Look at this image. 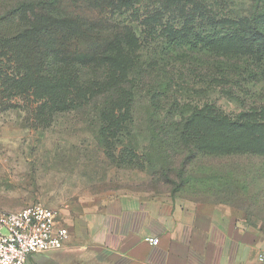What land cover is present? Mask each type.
I'll return each instance as SVG.
<instances>
[{"label":"rangeland","instance_id":"rangeland-1","mask_svg":"<svg viewBox=\"0 0 264 264\" xmlns=\"http://www.w3.org/2000/svg\"><path fill=\"white\" fill-rule=\"evenodd\" d=\"M120 1L0 0V216L41 204L59 212L58 226L72 233L77 226L88 225L96 209L108 201L133 198L149 204L180 202L199 213H215L256 235L251 239L255 248L249 252L250 257L256 264H264V127L230 130L200 121L192 128V140L199 147L183 146L171 132L161 131V138L154 140L150 123L155 122L148 113L152 102L147 97L155 84L166 81L167 112L172 102L181 105L193 101L201 106L214 104L233 119L252 110L261 113L264 70L243 66L228 70L224 78L211 57L206 58L204 68L197 62L184 61L177 51L164 48L169 40L164 38L165 32L155 34L156 18L152 16L161 7L175 8L177 2L130 0L132 7ZM200 1L229 15L252 12L256 5L251 0H196ZM18 7H22L20 13L11 12ZM104 7L118 8L115 24L142 41L134 57L136 67L150 72L136 83L135 91L141 92L136 112L129 131L118 140L122 145H117V151L113 147L116 142L108 136L105 143L97 138L99 101L92 100L89 107H83L100 90L96 84H84L91 73L73 69L78 61L69 62L67 69L57 73V84L36 73L44 65L43 56L49 57L52 52L45 47V40L66 37L73 41L69 42L72 50L79 48V40L96 35L93 30L107 23ZM54 17L65 20L59 22ZM33 27L34 31L25 32ZM179 27L173 29L177 33L171 32V37L188 34ZM81 50L88 54L86 48ZM95 51L92 49L96 63L106 64L114 74L123 76L134 66L124 52L115 59H103ZM197 56L192 55V59ZM19 58L31 63L29 81L48 98L30 101L19 92ZM58 105L64 106L62 112L55 111ZM39 107L41 115L37 114ZM176 119L169 120L166 113L156 117L162 125H175ZM129 145L134 149L126 152L127 160L136 161L134 164L118 167L108 159V154L119 158V150ZM68 219L69 225L65 223ZM75 252L73 264H101L97 251L87 244ZM261 256L263 262L259 261ZM33 261L50 264L54 260L46 254Z\"/></svg>","mask_w":264,"mask_h":264},{"label":"trees","instance_id":"trees-1","mask_svg":"<svg viewBox=\"0 0 264 264\" xmlns=\"http://www.w3.org/2000/svg\"><path fill=\"white\" fill-rule=\"evenodd\" d=\"M172 1L178 3L175 8L167 9L161 7L158 12L152 13L153 18H156V23L154 22L155 34L160 36V34L165 32L164 38L169 40V43H165L164 48L177 51L180 59L188 62H197L201 68H204L203 66L207 64L206 58L211 57L212 60L216 61V70L222 71L224 78H226L224 73L228 70L237 71L242 69L243 66L255 65L264 70V0H251L256 3L255 9L252 12H242L239 15H229L228 12L221 8L208 7L203 1L198 3L196 0ZM120 2H125L127 6H134L130 0H121ZM116 9L118 8L112 7L110 10L109 7H104L102 9L107 23L101 29L95 28L93 30L96 35L84 36V39L79 40L77 43L79 48L72 50L69 42L73 41L68 40L66 37L56 36L54 40H45V47L52 52L49 57L43 56L44 65L36 72L40 78H48L57 84L59 80L57 73L60 70L64 71V69H67L69 62L78 61L77 65L73 66V69L91 73L92 77L84 84H88L86 85L87 87H92L96 84L100 87V90L94 93L91 100L85 103L83 107H89L92 100L99 101L100 104L97 109L98 133L96 135L102 143L108 140L107 136L113 142L115 141L116 143L113 145L114 151H117V145H122L118 140L124 133L129 131L128 126L136 112L135 105L141 94V92L135 91L136 83H139L144 76L150 74L149 71L144 72L141 66L136 67L134 57L140 51L139 47H141L142 41L125 32L126 29L123 26L115 24L114 16L118 13ZM21 11L22 7H18L11 12L18 14ZM108 11L109 17L107 16ZM61 19L64 18L54 17V20L59 22H61ZM176 27L190 34L183 33V36L171 37V32L177 33L173 31ZM34 30L35 28L33 27L25 32ZM87 32H91V30ZM81 48H86L88 54L82 51ZM92 49L96 50L94 53L98 52V56L103 59H115L119 52H124L130 60L132 59L134 66L133 68L130 66L123 76L114 74L106 64L96 63L97 59H95L96 56L92 53ZM89 51L91 52L89 53ZM180 52H184L183 54L187 55L183 57ZM192 55H198V58L193 60ZM30 66V62L24 63L19 58V78L21 80L19 92L23 93L22 96L28 97L30 101L48 98L43 95L44 91H40L37 88L36 83H30ZM185 72H188V70H185ZM165 82L155 84V87L151 88L155 90V94L151 95L152 90L147 91V97L152 102L148 113L155 122V124L152 121L150 123L151 132L155 135L153 137L154 140L161 138L159 135L161 131L171 132L170 134L173 137H177L178 142L182 143L183 146L199 147L196 141L192 140V128L195 123L200 121H208L230 130L241 129L250 131L264 127V110L261 112L263 115L252 112V110L233 119L222 113L214 104L206 103L201 106L190 101V103L181 105H178V102H172L167 112L165 108L168 106L165 98L169 95L167 88L169 86ZM185 88L191 94L195 93L193 90H189V87ZM62 107L64 109L63 105L56 106L55 111L57 113L62 112ZM38 109L37 114H43L41 113V107ZM65 109V112L69 111V107ZM159 113H166L169 120L172 119L171 121L177 117L180 119H176L178 123L175 125H162L156 121ZM115 138L117 139L115 140ZM128 149L133 150L134 148L130 147V145L125 146V148L119 150V158L108 154V159L116 163L118 167H124L128 162L134 164L136 161L127 160L129 157L128 153H126Z\"/></svg>","mask_w":264,"mask_h":264},{"label":"crops","instance_id":"crops-1","mask_svg":"<svg viewBox=\"0 0 264 264\" xmlns=\"http://www.w3.org/2000/svg\"><path fill=\"white\" fill-rule=\"evenodd\" d=\"M252 236L241 225L199 213L189 204L112 200L96 209L88 225L70 232L61 252L35 255L29 264L46 254L54 260L50 264H73L75 249L83 244L97 251L101 264H256L250 257ZM147 238L158 239L159 245L151 246Z\"/></svg>","mask_w":264,"mask_h":264},{"label":"built area","instance_id":"built-area-1","mask_svg":"<svg viewBox=\"0 0 264 264\" xmlns=\"http://www.w3.org/2000/svg\"><path fill=\"white\" fill-rule=\"evenodd\" d=\"M61 214L41 204L0 216V264H29L31 257L61 251L70 232L58 226ZM157 247L159 240L147 238ZM263 261V257H260Z\"/></svg>","mask_w":264,"mask_h":264}]
</instances>
